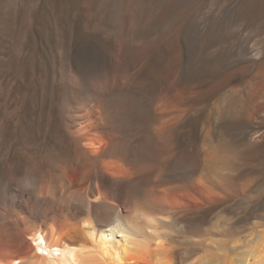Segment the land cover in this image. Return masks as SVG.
Returning <instances> with one entry per match:
<instances>
[{
	"label": "rangeland",
	"instance_id": "obj_1",
	"mask_svg": "<svg viewBox=\"0 0 264 264\" xmlns=\"http://www.w3.org/2000/svg\"><path fill=\"white\" fill-rule=\"evenodd\" d=\"M263 1L0 0V174L34 161L47 169L49 151L70 153L58 139L66 132L63 105L77 100L72 84L107 80L159 99L173 82L187 110L176 149L195 146L211 121L212 139L241 154L234 173L247 179L243 191L179 215L201 231L174 232L175 255L215 249L193 246L192 236L224 237L229 249L262 228ZM195 86L207 99L190 97ZM226 98L230 114L217 113Z\"/></svg>",
	"mask_w": 264,
	"mask_h": 264
},
{
	"label": "bare ground",
	"instance_id": "obj_2",
	"mask_svg": "<svg viewBox=\"0 0 264 264\" xmlns=\"http://www.w3.org/2000/svg\"><path fill=\"white\" fill-rule=\"evenodd\" d=\"M172 83L159 99L107 80L71 85L77 100L63 105L58 139L70 153L49 151L47 169L34 161L0 174V264H264V222L229 249L224 237L197 235L190 244L215 249L175 255L174 232L201 231L179 215L243 191L247 179L234 173L241 154L212 139L211 121L200 142L176 149L187 110ZM207 93L195 86L190 97Z\"/></svg>",
	"mask_w": 264,
	"mask_h": 264
}]
</instances>
